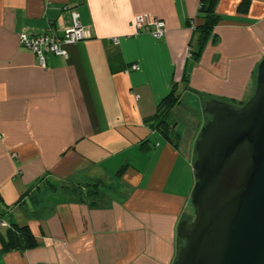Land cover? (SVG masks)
I'll return each instance as SVG.
<instances>
[{
	"label": "crops",
	"instance_id": "crops-1",
	"mask_svg": "<svg viewBox=\"0 0 264 264\" xmlns=\"http://www.w3.org/2000/svg\"><path fill=\"white\" fill-rule=\"evenodd\" d=\"M242 1L219 0L215 33L193 58L200 0H0V264H174L178 226L194 220L204 125L177 129L182 96L243 105L257 88L264 0L246 13ZM75 13L91 37L68 58L42 65L21 43L63 36ZM141 14L166 22L161 38L137 31ZM173 91L177 145L145 122ZM11 224L28 225L36 244L2 251L22 241Z\"/></svg>",
	"mask_w": 264,
	"mask_h": 264
},
{
	"label": "water",
	"instance_id": "water-1",
	"mask_svg": "<svg viewBox=\"0 0 264 264\" xmlns=\"http://www.w3.org/2000/svg\"><path fill=\"white\" fill-rule=\"evenodd\" d=\"M195 143L194 220L174 264H264V57L243 105L210 98Z\"/></svg>",
	"mask_w": 264,
	"mask_h": 264
},
{
	"label": "trees",
	"instance_id": "trees-1",
	"mask_svg": "<svg viewBox=\"0 0 264 264\" xmlns=\"http://www.w3.org/2000/svg\"><path fill=\"white\" fill-rule=\"evenodd\" d=\"M218 2L219 0H200L198 17L201 19V22L195 25L194 22H191V20L188 21L189 26L193 27L195 32L198 33L197 48H192L190 51V55L193 58H197L201 54L211 35H214L215 33V28L220 20V15L217 12ZM250 4L251 0H243L238 7L239 12H248ZM180 102L181 97L173 91L160 102L157 112L154 115L145 118L146 123H148L155 130L159 131L166 140L174 143L175 145H177L179 133L176 130V120L173 119V110ZM91 187V191L99 193L100 184H98V182L91 184ZM11 225L13 226L14 231L19 233V235L22 237V241L19 242L17 239L14 243L12 242L10 244L4 245L2 251H6L11 248L22 249L25 247H32L36 244V238L28 225ZM179 247L181 248L182 246L180 245Z\"/></svg>",
	"mask_w": 264,
	"mask_h": 264
},
{
	"label": "built area",
	"instance_id": "built-area-1",
	"mask_svg": "<svg viewBox=\"0 0 264 264\" xmlns=\"http://www.w3.org/2000/svg\"><path fill=\"white\" fill-rule=\"evenodd\" d=\"M134 25L137 31L150 32L156 38H161L166 31V22L163 19L146 14L137 15L134 18ZM90 37V30L81 23L79 14L75 13L72 26L65 30L63 36H59L54 32L40 33L33 36L24 33L21 35V43L37 55L42 65H46L48 55L55 54L68 58V46ZM114 41L119 43L117 38H114ZM132 68L139 69L140 67L134 64ZM2 224H6V222L2 221Z\"/></svg>",
	"mask_w": 264,
	"mask_h": 264
},
{
	"label": "rangeland",
	"instance_id": "rangeland-1",
	"mask_svg": "<svg viewBox=\"0 0 264 264\" xmlns=\"http://www.w3.org/2000/svg\"><path fill=\"white\" fill-rule=\"evenodd\" d=\"M182 103L184 104V111L182 112V114L180 115H177L178 116V121L179 124L177 125V129L179 131H182L183 130V120L185 121V123L188 124V121L189 123H192L190 122V119H199L202 123L205 124V122L207 120L210 119V116L205 112L204 108H205V104L203 103V101L201 100V105H198L195 104V100L191 97H188V95H183L182 96ZM195 108L197 109V111L195 110ZM183 115V116H182ZM187 121H186V119ZM203 127V126H202ZM201 131V129H200ZM195 146V144H194ZM195 148V147H194ZM195 217V215H194ZM193 217V219H194ZM185 243V240L184 239H181V246H183Z\"/></svg>",
	"mask_w": 264,
	"mask_h": 264
}]
</instances>
